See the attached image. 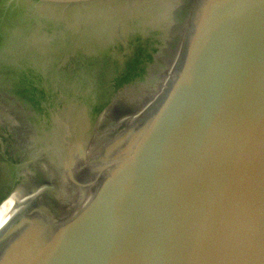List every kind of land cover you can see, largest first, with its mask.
I'll return each instance as SVG.
<instances>
[{
  "label": "water",
  "instance_id": "95a60500",
  "mask_svg": "<svg viewBox=\"0 0 264 264\" xmlns=\"http://www.w3.org/2000/svg\"><path fill=\"white\" fill-rule=\"evenodd\" d=\"M0 113V264H264V0H0Z\"/></svg>",
  "mask_w": 264,
  "mask_h": 264
},
{
  "label": "bare ground",
  "instance_id": "6f19581e",
  "mask_svg": "<svg viewBox=\"0 0 264 264\" xmlns=\"http://www.w3.org/2000/svg\"><path fill=\"white\" fill-rule=\"evenodd\" d=\"M0 119L3 120L1 113ZM25 197L22 187L19 186L0 204V235L32 206L25 202Z\"/></svg>",
  "mask_w": 264,
  "mask_h": 264
},
{
  "label": "flooded vegetation",
  "instance_id": "af4514ba",
  "mask_svg": "<svg viewBox=\"0 0 264 264\" xmlns=\"http://www.w3.org/2000/svg\"><path fill=\"white\" fill-rule=\"evenodd\" d=\"M11 128V126H10ZM7 128L2 126L0 122V196L4 193V183L6 180L5 169L6 165L5 162L9 161V154H7V142L10 139V136H7ZM3 202V201H2ZM1 202V203H2ZM0 203V204H1Z\"/></svg>",
  "mask_w": 264,
  "mask_h": 264
}]
</instances>
